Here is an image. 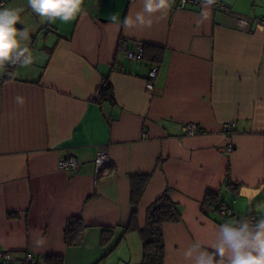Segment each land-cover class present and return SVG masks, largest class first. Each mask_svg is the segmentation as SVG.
Instances as JSON below:
<instances>
[{
    "label": "crops",
    "instance_id": "1",
    "mask_svg": "<svg viewBox=\"0 0 264 264\" xmlns=\"http://www.w3.org/2000/svg\"><path fill=\"white\" fill-rule=\"evenodd\" d=\"M193 1L183 8L170 1L166 12L144 13V23L135 19L142 0H84L68 23L42 19L27 0L5 1L2 8L23 9L16 27L28 31L29 48L45 24L31 65L0 68V78L10 75L0 85V251L11 264L28 252L34 264H46V255L62 264H140L139 233L122 234L134 174L149 175L135 213L139 227L163 192L181 209L180 221L162 227V264H190L184 253L196 242L212 251L221 225L214 218H264V0ZM237 15L248 18L243 28ZM137 42L160 47L158 64L124 56L122 46ZM103 76L113 103L99 101ZM229 121L236 127L226 134L221 126ZM186 123L205 132L184 135ZM101 148L110 158L106 175L93 164ZM68 155L79 160L77 169L58 168ZM227 167L241 188L260 189L248 206L241 188L225 186ZM208 189L227 216L201 211ZM76 215L87 228L79 244L67 246L64 227ZM104 229L111 231L106 242Z\"/></svg>",
    "mask_w": 264,
    "mask_h": 264
},
{
    "label": "clouds",
    "instance_id": "2",
    "mask_svg": "<svg viewBox=\"0 0 264 264\" xmlns=\"http://www.w3.org/2000/svg\"><path fill=\"white\" fill-rule=\"evenodd\" d=\"M84 0H27L30 9L42 19L68 23L82 11ZM211 4L214 0H204ZM136 21L144 23V13L166 12L170 0H142ZM21 8H0V68L6 64L27 67L34 58L21 41L29 39L26 29H18ZM128 22L127 20L125 21ZM20 101L21 98L17 97ZM258 189L257 191H259ZM212 251L196 242L184 253L190 264H264V218L251 223L247 218L231 220L218 226Z\"/></svg>",
    "mask_w": 264,
    "mask_h": 264
},
{
    "label": "trees",
    "instance_id": "3",
    "mask_svg": "<svg viewBox=\"0 0 264 264\" xmlns=\"http://www.w3.org/2000/svg\"><path fill=\"white\" fill-rule=\"evenodd\" d=\"M161 49L154 45H144L143 59L152 64H158L160 60ZM10 79L7 73L0 78V85ZM97 95L100 102L115 101L113 94V86L108 76H103L98 87ZM199 125V124H197ZM201 127V126H200ZM236 127V125H235ZM202 128V127H201ZM203 129V128H202ZM235 129V128H234ZM182 133V132H181ZM203 133V132H200ZM225 186L230 187L237 192L241 187L230 179L229 167H227L225 175ZM130 186V206H131V219L129 224L123 229L124 235L128 231H137L140 235L142 242V257L140 264H162L164 257V242L162 227L165 223H174L181 220V209L177 202L172 200L167 192L160 194L146 209V221L143 227H139L135 221V213L145 187L149 181L148 174H134L129 178ZM223 201L220 199L217 192L208 189L205 192L201 202V211L210 216V213L217 211L219 208L224 207ZM241 219V218H237ZM219 224L224 222L214 218ZM87 226L79 215L72 216L67 219L64 227V241L67 246L79 244L82 239ZM111 231L109 229L103 230L102 240L108 241ZM46 264H62L63 260L58 255H46Z\"/></svg>",
    "mask_w": 264,
    "mask_h": 264
},
{
    "label": "built area",
    "instance_id": "4",
    "mask_svg": "<svg viewBox=\"0 0 264 264\" xmlns=\"http://www.w3.org/2000/svg\"><path fill=\"white\" fill-rule=\"evenodd\" d=\"M6 0H0V8H2L5 5ZM171 3L177 8H183L189 3H195L196 1L193 0H170ZM215 7L223 11L224 13H230V8L224 4L221 3H215ZM236 25L240 28H243L248 24V18L244 16H236L234 18ZM262 22H264V18H262ZM122 50L124 51V56L126 58L132 59V60H142L143 54H144V47L142 43L137 42L133 48H127L125 46H122ZM158 71V67L151 66L149 72H148V80L146 81V89L151 91L153 89V81L156 78ZM222 131L224 133L229 134L231 133L235 128V122L229 121L224 124H222ZM181 132L184 135L192 136L196 135L200 132H205L204 129L200 127V125H197L196 123H186L182 125ZM227 152H231L233 150L232 146H228L226 148ZM110 163V158L108 156V153L106 149H98L93 157V164L95 167L96 172H102L104 175L108 172V167ZM80 162L79 160L73 156L68 155L64 156L58 159L57 166L60 169H66V170H75L79 167ZM219 213L221 215H228L229 210L225 207H221L218 209ZM247 219L253 223V217L249 215ZM13 262V258L9 252L0 251V264H11ZM35 263V255L32 253H26L22 260L19 261V264H34Z\"/></svg>",
    "mask_w": 264,
    "mask_h": 264
},
{
    "label": "rangeland",
    "instance_id": "5",
    "mask_svg": "<svg viewBox=\"0 0 264 264\" xmlns=\"http://www.w3.org/2000/svg\"><path fill=\"white\" fill-rule=\"evenodd\" d=\"M44 26H45V24L44 25L40 24L38 27H36V30L34 31L33 35L35 37H36V35H38V37H37V40L35 39V43L32 44L31 48H29V47H30L32 39H30L28 41L26 40L27 44L25 46H27L29 48V50L32 51L31 53H35L34 51L37 52L42 46L41 41H42L43 36H44V33H43L44 32ZM192 136H194V135H192ZM246 200H247V206H248V203H251V202H248L247 198H246ZM247 206H246V209H247Z\"/></svg>",
    "mask_w": 264,
    "mask_h": 264
},
{
    "label": "water",
    "instance_id": "6",
    "mask_svg": "<svg viewBox=\"0 0 264 264\" xmlns=\"http://www.w3.org/2000/svg\"><path fill=\"white\" fill-rule=\"evenodd\" d=\"M256 192H257V190L254 191L252 189H248V188H245V187L240 189V194L242 196H246L248 198V202L251 201V198L256 194Z\"/></svg>",
    "mask_w": 264,
    "mask_h": 264
},
{
    "label": "flooded vegetation",
    "instance_id": "7",
    "mask_svg": "<svg viewBox=\"0 0 264 264\" xmlns=\"http://www.w3.org/2000/svg\"><path fill=\"white\" fill-rule=\"evenodd\" d=\"M249 215H251V214H249Z\"/></svg>",
    "mask_w": 264,
    "mask_h": 264
}]
</instances>
